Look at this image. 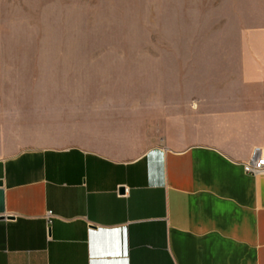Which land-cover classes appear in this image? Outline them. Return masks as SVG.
Returning <instances> with one entry per match:
<instances>
[{
    "label": "crops",
    "instance_id": "crops-1",
    "mask_svg": "<svg viewBox=\"0 0 264 264\" xmlns=\"http://www.w3.org/2000/svg\"><path fill=\"white\" fill-rule=\"evenodd\" d=\"M219 1L135 101L94 61L0 66V264H264V0Z\"/></svg>",
    "mask_w": 264,
    "mask_h": 264
},
{
    "label": "rangeland",
    "instance_id": "rangeland-1",
    "mask_svg": "<svg viewBox=\"0 0 264 264\" xmlns=\"http://www.w3.org/2000/svg\"><path fill=\"white\" fill-rule=\"evenodd\" d=\"M219 0H0V66L78 60L109 66L139 98L143 75L161 65L170 75L174 51L203 42Z\"/></svg>",
    "mask_w": 264,
    "mask_h": 264
},
{
    "label": "built area",
    "instance_id": "built-area-1",
    "mask_svg": "<svg viewBox=\"0 0 264 264\" xmlns=\"http://www.w3.org/2000/svg\"><path fill=\"white\" fill-rule=\"evenodd\" d=\"M242 169L249 175H258L264 172V158L260 155L259 149H255L251 160L245 163ZM46 216L48 223H50L51 213L46 214Z\"/></svg>",
    "mask_w": 264,
    "mask_h": 264
},
{
    "label": "water",
    "instance_id": "water-1",
    "mask_svg": "<svg viewBox=\"0 0 264 264\" xmlns=\"http://www.w3.org/2000/svg\"><path fill=\"white\" fill-rule=\"evenodd\" d=\"M124 191H123V189H120V193H123Z\"/></svg>",
    "mask_w": 264,
    "mask_h": 264
}]
</instances>
